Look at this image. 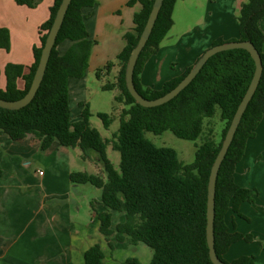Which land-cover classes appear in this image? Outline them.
I'll use <instances>...</instances> for the list:
<instances>
[{
  "label": "trees",
  "instance_id": "obj_1",
  "mask_svg": "<svg viewBox=\"0 0 264 264\" xmlns=\"http://www.w3.org/2000/svg\"><path fill=\"white\" fill-rule=\"evenodd\" d=\"M96 0H71L52 48L43 80L33 97L18 109L0 107V134L14 140L32 135L39 139L41 149L57 141L67 147H79L82 158L92 159L100 166L99 173L79 170L70 173L74 184L90 183L101 189L103 210L96 214L100 230L109 237L115 233L119 241L144 242L153 250L148 264H214L209 256L206 237L207 194L211 166L221 147L234 113L252 79L255 62L244 48L226 49L212 55L194 79L169 101L151 107L139 104L129 92L125 68L131 49L136 45L147 21L154 0H129L127 5L140 1L142 7L133 16L134 27L124 33L125 45L117 55V81L103 88L118 87L116 100L127 107L121 111L118 131L104 138L90 123L91 111L85 103L76 120L72 119L69 102L70 77L81 78L89 65L91 50L96 43L89 37L82 8L92 6ZM32 6L34 0H16ZM61 0H54L49 18L39 27L40 42L34 46V62L27 73L21 64L9 62L4 67L6 83L1 85L0 97L14 100L29 89L38 65L48 30ZM177 0H163L152 32L137 59L133 79L137 90L146 98L163 95L188 73L166 80L161 88L143 87L140 74L147 59L159 49L160 43L173 25V10ZM264 16V0H244L239 8L240 38L250 40L258 49L262 62V75L255 93L249 101L233 140L221 163L216 179L214 234L215 250L227 264H255L254 256L243 254L227 261L224 257L230 245L240 239L252 240L251 234L230 231L226 214L240 213V205L250 202L254 189L241 185L235 177L236 166L243 158L246 143L255 135L264 117V31L259 21ZM70 39L72 44L64 53L58 46ZM231 40V41H232ZM219 40L214 43H223ZM0 47L10 48V30L0 27ZM113 62L104 66L111 69ZM103 67L97 69L100 75ZM23 79V86L18 78ZM217 109L225 121L221 138L216 142L206 135L196 145L195 157L190 162L179 158L177 150L157 145L145 132L160 134L172 131L180 138L197 140L203 136L204 119L213 117ZM107 128L111 118L98 112ZM210 131H212L210 129ZM120 152L119 169L107 155V147ZM92 151L96 152L93 156ZM3 170L0 168V176ZM102 173L106 174V178ZM94 208L93 202H91ZM124 212L125 218L112 228V211ZM87 264H103L104 253L95 244L84 253ZM124 264H143L135 257H127Z\"/></svg>",
  "mask_w": 264,
  "mask_h": 264
},
{
  "label": "crops",
  "instance_id": "obj_2",
  "mask_svg": "<svg viewBox=\"0 0 264 264\" xmlns=\"http://www.w3.org/2000/svg\"><path fill=\"white\" fill-rule=\"evenodd\" d=\"M34 1L29 6L19 4L16 0H0V27H8L10 30V48L7 50L0 47L2 86L6 83L3 70L7 63L21 64L23 73H27L34 62L33 49L40 42L39 27L49 18L54 0ZM128 1L125 0L124 3L127 5ZM225 1L217 0L216 6H228ZM232 1L235 6L240 7L244 0ZM136 5L139 6V11L142 7L140 1L127 6ZM137 11L133 12V16ZM117 12H120L118 15L123 26V13L118 7L112 8L96 0L92 6L82 8L89 37L96 40L89 57V67L92 65L90 61L98 58L95 36L106 31L105 27L111 18L109 14L115 15ZM213 15L214 13H209V17ZM133 16L124 25L122 39L124 33L134 27ZM216 18L221 22L226 20L227 15H218ZM214 21L218 27L221 26L217 20ZM259 24L264 31V16ZM232 39L229 38L226 42ZM169 40V37H164L158 51L145 62L140 74L143 84L160 81L162 70L159 65L164 64L162 59L167 55L166 50L173 49ZM119 41L118 39L114 45L115 56L125 45V40L124 43ZM71 44L70 39L60 43V53H64ZM194 58L186 60H191L193 64L197 60ZM149 72L153 81L149 80ZM83 77H70L69 102L71 94L80 90ZM164 82L159 83V88ZM18 84L23 86V79L20 77ZM260 122L257 129L261 132L264 131V117ZM246 146L243 158L237 163L235 177L241 185L248 187L255 185L254 179L258 178L257 172L264 167V162L260 164L257 161L254 165V158L261 155V149H253V139H248ZM69 151L67 146L57 141L43 150L39 139L32 135L14 140L6 133L0 134V168L3 170L0 176V264H87L84 253L95 244L100 245L104 253L103 264H124L123 261L129 256L148 264L153 256L150 246L144 242L134 244L126 240L119 241L115 233L106 237L101 232L96 214L97 210L104 209L101 191L88 195L87 201L83 199L86 194L83 189L89 188L85 186L86 183L74 184L70 180V173L77 169L71 163ZM248 165L250 168L246 167ZM256 165L258 166L254 169ZM40 170L43 171L42 174L39 173ZM262 173L263 170L260 174ZM55 180L58 185L51 187ZM251 205L244 201L240 205V213L230 210L226 214L230 231L253 236L252 240L240 239L232 243L224 254L227 261L247 254L254 256L255 264H264V211H254ZM124 218V212L113 210L112 228L115 229Z\"/></svg>",
  "mask_w": 264,
  "mask_h": 264
},
{
  "label": "rangeland",
  "instance_id": "obj_3",
  "mask_svg": "<svg viewBox=\"0 0 264 264\" xmlns=\"http://www.w3.org/2000/svg\"><path fill=\"white\" fill-rule=\"evenodd\" d=\"M98 1L104 5L108 4V6L112 8L118 7L121 9L123 13L122 18H124L123 26H121V17L118 15L120 12H117L115 15H112V13L109 14L111 18L108 20V24L105 27L106 31L100 33L99 36H95L98 42V58L90 61L92 65L91 67L88 65L84 77L80 82L81 84L79 83L80 90L71 94L70 110L72 119L76 120L84 107L81 103L87 104L91 111V125L97 128L104 138H110L113 133L118 131L120 114L121 111L127 107V104H125L124 101L116 100V96L120 94L118 87L103 88V85L106 83L113 84L117 81L119 66L117 56L113 53L116 49L114 45H116L118 39L120 40L119 42L124 43V39L121 37L122 31L125 29L124 25L132 20L133 12L137 11L139 6H127L124 3L125 0ZM236 1L238 2V0ZM216 3L217 0H177L174 7L175 10L172 14L173 25L165 36V38H170L169 41L173 49L166 50L167 55L162 59L164 64L159 65V69L162 70L160 81H153L151 77L152 74L149 72V80L153 81V83L143 84L144 88L150 87L158 89L161 81H166L174 76L182 74L192 63L190 62L191 60L186 59H191V57H195L194 59H196L198 56L200 57L204 51L216 45L214 43L219 40L226 41L229 38H240L239 5L235 6L232 0H226L224 3L228 6L223 5V7L216 6ZM209 13H214V15L209 17ZM218 15H227V18L220 22L216 18ZM214 20H217L221 26L218 27ZM194 59L192 61H194ZM109 61L114 63L111 69L104 66ZM99 67L104 68L100 75L97 74V69ZM98 112H106L109 114L111 118L109 127L106 128L104 126L102 118L97 114ZM224 125L225 121L220 118V110L217 109L213 117L204 119L203 136L197 140L180 138L170 130H166L160 134L147 131L145 135L157 145L174 147L180 159L185 162H190L195 157L196 145L203 140V137L212 135L213 139L218 142L221 138V131ZM210 129L212 131H210ZM249 139H253V149H261L259 152L261 155H259L258 158L257 156L254 158V165L257 161L262 164L264 162V131L262 130L260 132L256 128L255 135ZM67 148L70 150L71 163L76 167V171L84 170L90 173H99L101 171L96 161L89 158H82V151L79 147ZM92 154L94 156L96 152L92 151ZM107 155L115 167L119 169L120 152L113 149L111 145H108ZM257 166L258 165H256L254 169H256ZM246 167L250 168L249 165ZM261 168L262 169L257 172V175H259L258 178H256V180L254 179V182L256 181L255 185L248 186V188L254 189L250 201L254 211H264V167ZM262 170L263 173L260 174ZM102 174L106 178V174ZM56 185H58L57 180L53 182L51 187ZM85 186L89 188L87 189L85 187L86 189H83L86 193L83 199L86 201L89 199L88 195H95V192L99 193L101 191L100 188L90 183H86Z\"/></svg>",
  "mask_w": 264,
  "mask_h": 264
},
{
  "label": "water",
  "instance_id": "obj_4",
  "mask_svg": "<svg viewBox=\"0 0 264 264\" xmlns=\"http://www.w3.org/2000/svg\"><path fill=\"white\" fill-rule=\"evenodd\" d=\"M71 0H61L58 9L56 11L54 20L50 29L48 30L45 42L43 44L40 59L36 70L34 72L31 85L28 91L20 98L14 100H8L0 97V107L9 108V109H18L27 105L35 96L45 74V70L48 64V60L52 51V48L55 44L57 34L64 20L66 11L70 4ZM163 0H154L152 4L151 11L147 18V21L143 27V30L140 33L139 39L136 45L131 49L128 61L125 68V80L126 85L135 98V100L146 107L156 106L163 104L173 97H175L182 89H184L198 74L203 65L207 60L214 55L215 53L231 49V48H244L248 50L255 62V70L252 76V79L247 87L246 92L244 93L235 113L231 120V123L226 131L224 139L222 141L221 147L214 159V162L211 166L209 180H208V194H207V225H206V237L209 247V256L211 261L214 264H227L222 259H220L215 250V234H214V217H215V190H216V179L218 175L219 168L221 163L228 151V148L233 140L234 134L237 130V127L241 121L242 115L251 100L253 94L255 93L257 86L259 84L262 70L263 62L260 56L258 49L250 40H236V41H227L223 43L216 44L208 48L204 53L192 64L191 69L188 73L178 82L176 86L167 91L161 96L156 98H146L143 96L136 88L133 74L137 59L143 47L145 46L151 32L155 21L157 19L158 13L162 6Z\"/></svg>",
  "mask_w": 264,
  "mask_h": 264
},
{
  "label": "built area",
  "instance_id": "obj_5",
  "mask_svg": "<svg viewBox=\"0 0 264 264\" xmlns=\"http://www.w3.org/2000/svg\"><path fill=\"white\" fill-rule=\"evenodd\" d=\"M39 173H40V174H42V173H43V171H41V170H40V171H39Z\"/></svg>",
  "mask_w": 264,
  "mask_h": 264
}]
</instances>
